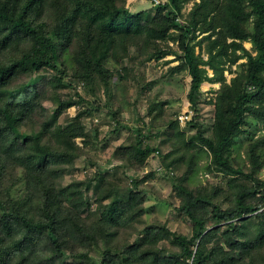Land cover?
<instances>
[{"label":"rangeland","instance_id":"rangeland-1","mask_svg":"<svg viewBox=\"0 0 264 264\" xmlns=\"http://www.w3.org/2000/svg\"><path fill=\"white\" fill-rule=\"evenodd\" d=\"M114 1L125 15L141 13L152 30L118 26L105 46L107 51L98 54L104 53L101 71L92 66V75L87 76L76 59L89 36L96 37L94 42L104 38L98 27L90 28L84 20L73 27L71 42L65 44L55 67L21 69L9 79L7 91L31 83L38 94L33 111L19 121V131L39 135L42 150L36 151L38 141L33 140L16 157L10 152L0 155V218L3 209L32 221L54 218L62 230L36 234L30 246L23 243L25 230L19 228L11 236L3 231L5 264H151L163 257L182 264L173 234H193V222L183 208L190 196L208 197L222 209H230L243 192L253 186L264 188L263 123L247 115L238 137L228 144L226 154L241 174L220 170L190 124L195 117L205 128L204 136L218 139L219 97L228 88L237 92L245 87L248 56L257 55L251 36L234 40L228 35L221 19L225 0H179L178 22L193 25L191 45L204 77L195 109L188 97L192 77L183 64L181 32L171 27L157 36L168 25V16L157 8L168 0ZM244 2L250 14L245 27L252 33L256 16L249 1ZM56 4L55 11L47 7L39 20L49 29L72 10L66 2ZM1 45L0 63L6 64L29 53L31 41L15 39L4 49ZM34 58L28 55L27 61ZM187 114L189 118L182 120ZM75 127H81L84 136L72 138L73 160H50L47 150L49 154L66 151L61 146L69 141L65 131ZM136 145L155 150L141 160L135 156ZM26 158L41 166L48 160L49 166L29 171L23 166L30 161ZM134 194L138 201L128 202ZM259 194L245 199L257 207L249 215L261 216L234 233L221 231L224 222L217 223L211 207L198 209L209 228L221 227L208 244L209 250L216 244L223 247L217 261L264 264V245L244 240L264 228ZM117 200L124 202L123 208L109 211ZM233 238L247 245L244 252L239 254L231 245Z\"/></svg>","mask_w":264,"mask_h":264},{"label":"trees","instance_id":"trees-1","mask_svg":"<svg viewBox=\"0 0 264 264\" xmlns=\"http://www.w3.org/2000/svg\"><path fill=\"white\" fill-rule=\"evenodd\" d=\"M248 1L252 8L251 13L256 16L252 33H249L245 27L250 14L246 9L244 0H225L221 9V19H223L222 22L224 21L223 24L228 35L234 40H245L251 36L257 50L256 56H248V68L245 75L246 85L237 92L228 88L220 95L216 105V122L221 127L217 140L213 141L204 136L205 128L200 122L196 121L195 117L190 121L191 126L197 130L196 138L211 151L214 163L220 170L234 174H241L242 170L232 166L230 158L226 154L228 144L238 137L247 115L258 119L264 126V0ZM63 2H66L72 10L67 14L64 13V15L68 16L63 17L53 29L47 28V24L44 21H39L43 18L48 9L47 7L54 10L56 3L63 4ZM181 9L179 0H168L166 4L158 6V13H164V16H168L166 18L168 25L157 36L171 27L181 32L180 46L183 50V64L187 66L192 77L188 97L192 109H195L198 106V96L204 77L200 68L199 57L195 54L194 47L191 45L193 25L178 22ZM84 20L89 23L90 28L98 27L104 37L94 42L96 37L89 36L82 45L83 52L84 50L86 52L80 51L76 56L78 64L82 66L87 76L92 75L90 69L92 66L97 68V71L102 70L101 61L104 58V53L98 54L102 50L107 51L105 46L108 45V41L109 43L111 42L112 33L118 26L131 25L135 28V31L139 32H143L146 29L152 30L145 24L146 20L141 17V13L129 12V14L125 15L122 7L115 6L114 0H0L1 47L4 49L15 39L21 41L27 38L31 41L29 53L24 54L22 58L6 64L0 63L1 156L5 155L6 152H10L8 153L9 155L16 157L15 155L23 152L33 140L38 141V149L36 151L42 150L39 135H35L36 139L31 134H22L19 131V121L33 111V102L37 99L38 94L31 83L21 90L7 91L9 79L21 69L22 71L26 70V68L39 69L42 65L55 67L57 58L66 50L65 44L71 42L73 27ZM43 49H47V51L44 52ZM28 55L35 57L31 60L32 62L27 61ZM82 76L85 75L82 74ZM89 111L90 109H85L83 112ZM71 130L65 131L68 134L69 141L67 140L66 143L61 145L64 147L62 148L63 150H67L62 152L55 151L51 154L47 150L46 153L50 160L70 162L76 156L74 154L76 150L75 141L72 138L84 136V130L81 127H75ZM12 134L15 136L10 140ZM134 149L136 152L135 156H140L141 160H144L155 150L153 147L146 146L142 148L137 145ZM253 154L255 155V152ZM26 159L30 160L29 158ZM47 162L41 166L30 160L23 163V166L29 171H37L46 169V165L49 166ZM164 171L166 174L169 173L167 169H164ZM259 187L261 186L259 185ZM258 193L260 194L257 197L264 205V188L259 189L258 186H253L249 191L243 192L237 199L236 207L230 209H222L208 197L190 196L183 208L193 222V234L191 237L173 234L175 242L181 248L182 264L216 263L220 255L219 250L223 249L222 246L216 244L209 250L208 244L216 237V232L220 231L221 227L214 226L209 228L206 219L199 216V208L211 207L217 223L224 222V227H222L221 231L225 233L232 230L234 233L237 229H241V226H245L255 217L257 218L258 215L261 216V214L249 215V213L255 212L257 207L248 205L245 199L249 195ZM134 195L128 199V202L138 201L137 195ZM122 203H124L122 200L112 201L109 211L113 210L114 207L116 209L118 207L123 208L124 204ZM106 217L109 216L105 215ZM59 224L60 222L54 218L51 222L32 221L27 219L26 215L20 216L18 214L17 216L13 211L3 209L0 218V264H5L4 252L1 249V241L3 240L1 239V234L3 231L7 230V234L11 236L15 235L19 228L25 230L23 243L30 246L35 242L36 234L46 231L60 232L62 227ZM229 238L231 237L229 236L227 241ZM244 240L247 242L253 240L257 246H263L264 228L259 229L249 237L245 236ZM230 242L235 249L239 250V254L246 250L245 246L247 245H244L243 242H238L234 238ZM32 250L30 249L27 252H32ZM231 260L235 261L236 258L231 257ZM226 261V258H222L217 262L218 264H226ZM151 264H172V260L169 257H163L157 261L156 258Z\"/></svg>","mask_w":264,"mask_h":264},{"label":"built area","instance_id":"built-area-1","mask_svg":"<svg viewBox=\"0 0 264 264\" xmlns=\"http://www.w3.org/2000/svg\"><path fill=\"white\" fill-rule=\"evenodd\" d=\"M156 2L157 3H162V2H164V0H156ZM186 118H189V115L187 114V115H183V116H181V119L182 120H185ZM159 153V151H157V153L156 154H158ZM161 169V168H160ZM162 170V169H161Z\"/></svg>","mask_w":264,"mask_h":264}]
</instances>
